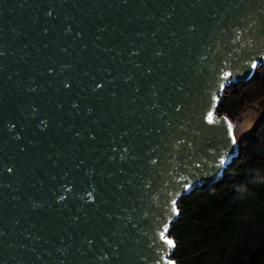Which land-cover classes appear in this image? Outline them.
<instances>
[{"label":"water","instance_id":"water-1","mask_svg":"<svg viewBox=\"0 0 264 264\" xmlns=\"http://www.w3.org/2000/svg\"><path fill=\"white\" fill-rule=\"evenodd\" d=\"M0 53V264H178L180 200L264 117L221 113L264 0H0Z\"/></svg>","mask_w":264,"mask_h":264},{"label":"trees","instance_id":"trees-1","mask_svg":"<svg viewBox=\"0 0 264 264\" xmlns=\"http://www.w3.org/2000/svg\"><path fill=\"white\" fill-rule=\"evenodd\" d=\"M264 96V67L254 81L233 85L221 110L230 117ZM171 236L178 264H264V117L241 141L226 176L179 202Z\"/></svg>","mask_w":264,"mask_h":264},{"label":"snow or ice","instance_id":"snow-or-ice-1","mask_svg":"<svg viewBox=\"0 0 264 264\" xmlns=\"http://www.w3.org/2000/svg\"><path fill=\"white\" fill-rule=\"evenodd\" d=\"M49 15H51V13H49ZM0 55H3V53H0ZM42 123H44V122H42ZM231 128H232V126H231V124H229V130H231ZM232 142H233V143L236 142V139H235V136H234V135H233V137H232ZM223 162H224V161L222 160L221 163H223ZM8 171L11 172L12 169H11V168H8ZM61 199H63V197H61ZM173 203H175V201H173ZM162 235H163V233H162ZM165 239H166V242H167L169 245H172V246L175 245V242H174L173 240L168 239L167 237H165ZM89 243H91V241H89ZM169 264H175V261H169Z\"/></svg>","mask_w":264,"mask_h":264},{"label":"bare ground","instance_id":"bare-ground-1","mask_svg":"<svg viewBox=\"0 0 264 264\" xmlns=\"http://www.w3.org/2000/svg\"><path fill=\"white\" fill-rule=\"evenodd\" d=\"M244 116H245V115H244ZM243 118H244V117H242V118L238 121V123L234 126V134H235V136H236L237 139H239V136L237 135V133H238V127L240 126V124L243 123ZM229 122H230V123H234V121H231V120H229Z\"/></svg>","mask_w":264,"mask_h":264},{"label":"rangeland","instance_id":"rangeland-1","mask_svg":"<svg viewBox=\"0 0 264 264\" xmlns=\"http://www.w3.org/2000/svg\"><path fill=\"white\" fill-rule=\"evenodd\" d=\"M254 102H255V101H254ZM252 103H253V102H252ZM249 104H250V103H249ZM247 105H248V104H247ZM221 113H223V114H227V113H226L225 111H223V110H221ZM238 117H240V114L236 115L235 117H230V118H231L232 120L235 121L236 118H238ZM243 117H244V118H243V120H244V119L247 117V115H245V116H243ZM256 121H257V120H256ZM255 123H256V122H255ZM250 130H251V129H250ZM248 133H249V132H248ZM248 133H247V134H248ZM237 135H238V133H237ZM245 136H246V135H245ZM245 136H244V137H245ZM244 137H243V138H244ZM241 139H242V138H241Z\"/></svg>","mask_w":264,"mask_h":264}]
</instances>
